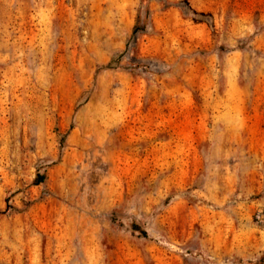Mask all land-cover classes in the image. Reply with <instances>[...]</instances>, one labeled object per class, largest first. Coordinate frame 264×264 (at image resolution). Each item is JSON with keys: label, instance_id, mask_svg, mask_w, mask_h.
I'll return each instance as SVG.
<instances>
[{"label": "rangeland", "instance_id": "1", "mask_svg": "<svg viewBox=\"0 0 264 264\" xmlns=\"http://www.w3.org/2000/svg\"><path fill=\"white\" fill-rule=\"evenodd\" d=\"M0 264H264V0H0Z\"/></svg>", "mask_w": 264, "mask_h": 264}, {"label": "trees", "instance_id": "2", "mask_svg": "<svg viewBox=\"0 0 264 264\" xmlns=\"http://www.w3.org/2000/svg\"><path fill=\"white\" fill-rule=\"evenodd\" d=\"M106 68L107 69H110L111 68V65H108ZM44 179H45L44 176H40L38 178V181L37 182L41 183V182L44 181ZM132 229H133V231L138 232L142 237L147 238V232H145L144 230H142L139 226L133 224L132 225Z\"/></svg>", "mask_w": 264, "mask_h": 264}]
</instances>
